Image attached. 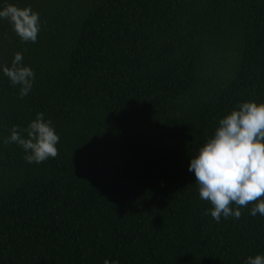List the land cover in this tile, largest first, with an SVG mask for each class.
Instances as JSON below:
<instances>
[{"label": "trees", "instance_id": "16d2710c", "mask_svg": "<svg viewBox=\"0 0 264 264\" xmlns=\"http://www.w3.org/2000/svg\"><path fill=\"white\" fill-rule=\"evenodd\" d=\"M40 16L35 43L0 19V264H245L264 216L219 222L191 157L219 120L264 102V0H0ZM35 73L20 97L14 54ZM43 112L59 155L5 144ZM235 209V205H232ZM207 213V214H205Z\"/></svg>", "mask_w": 264, "mask_h": 264}, {"label": "clouds", "instance_id": "9594fccd", "mask_svg": "<svg viewBox=\"0 0 264 264\" xmlns=\"http://www.w3.org/2000/svg\"><path fill=\"white\" fill-rule=\"evenodd\" d=\"M0 19L10 22L21 41L36 42L40 16L31 7L9 3L0 9ZM22 60V54L17 52L11 66L2 67L11 84L20 86L21 98L29 94L35 79L34 71L23 66ZM44 115L36 114L26 129L27 138L13 126L11 135L4 140L5 144L21 146L28 163H42L59 155L56 145L60 137ZM188 170L195 175L199 198L211 204V216L217 222L221 216L238 220L240 209L249 204L254 205L252 216H264V102H242L221 118L213 136L191 157ZM104 264L109 261L106 259ZM245 264H264V255L249 256Z\"/></svg>", "mask_w": 264, "mask_h": 264}]
</instances>
